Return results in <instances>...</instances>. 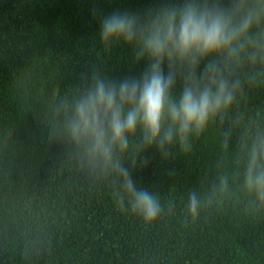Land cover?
Segmentation results:
<instances>
[{
    "label": "trees",
    "instance_id": "16d2710c",
    "mask_svg": "<svg viewBox=\"0 0 264 264\" xmlns=\"http://www.w3.org/2000/svg\"><path fill=\"white\" fill-rule=\"evenodd\" d=\"M159 2L0 0V264H264V213L229 205L184 223L189 191L204 187L219 154L217 129L175 160L149 150V164L132 172L138 187L175 205L151 226L121 212L110 186L90 187L64 146L47 140L38 107L72 91L85 60H103L114 77L143 70L131 46L102 48L100 19ZM244 107L264 113V88L251 90ZM34 237L51 240V255H21Z\"/></svg>",
    "mask_w": 264,
    "mask_h": 264
},
{
    "label": "clouds",
    "instance_id": "9594fccd",
    "mask_svg": "<svg viewBox=\"0 0 264 264\" xmlns=\"http://www.w3.org/2000/svg\"><path fill=\"white\" fill-rule=\"evenodd\" d=\"M99 43L131 46L132 62L146 61L143 70L114 77L103 60H85L72 91L38 107L48 142L64 146L84 181L110 186L121 212L151 226L175 205L138 187L132 172L149 164L151 149L166 161L189 155L215 128L219 154L204 187L189 191L184 223L229 205L264 213V113L244 107L251 90L264 88V0L116 9L100 19ZM51 253V240L39 237L21 248L25 259Z\"/></svg>",
    "mask_w": 264,
    "mask_h": 264
}]
</instances>
